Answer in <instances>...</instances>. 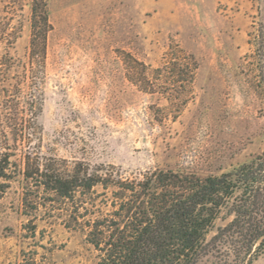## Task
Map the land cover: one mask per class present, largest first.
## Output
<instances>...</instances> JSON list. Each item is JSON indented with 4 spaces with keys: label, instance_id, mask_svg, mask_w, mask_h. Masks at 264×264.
Segmentation results:
<instances>
[{
    "label": "rangeland",
    "instance_id": "rangeland-1",
    "mask_svg": "<svg viewBox=\"0 0 264 264\" xmlns=\"http://www.w3.org/2000/svg\"><path fill=\"white\" fill-rule=\"evenodd\" d=\"M34 0H0L28 71ZM45 78L32 157L97 170L74 201L17 174L0 199V264H97L87 221L119 178L156 169L218 175L264 151V0H47ZM192 55L194 80L172 58ZM138 60L139 62H137ZM27 149V147L25 148ZM17 160L24 170V150ZM254 264H264V251Z\"/></svg>",
    "mask_w": 264,
    "mask_h": 264
},
{
    "label": "trees",
    "instance_id": "trees-1",
    "mask_svg": "<svg viewBox=\"0 0 264 264\" xmlns=\"http://www.w3.org/2000/svg\"><path fill=\"white\" fill-rule=\"evenodd\" d=\"M47 6V0L32 3L25 75L14 72L17 31L0 22V199L17 174L70 201L80 190L109 185L81 164L69 170L32 157L38 85L45 78L52 29ZM171 61L174 71L183 67L184 81L194 80L198 63L192 55ZM20 147H27L24 170L14 159ZM117 186L121 194L113 209L87 221L97 264H254L264 251V151L218 175L156 169L134 180L119 178Z\"/></svg>",
    "mask_w": 264,
    "mask_h": 264
}]
</instances>
